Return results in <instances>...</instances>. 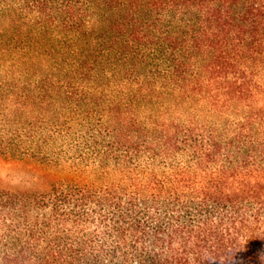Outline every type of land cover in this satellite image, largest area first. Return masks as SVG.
Returning a JSON list of instances; mask_svg holds the SVG:
<instances>
[{"label":"trees","instance_id":"1","mask_svg":"<svg viewBox=\"0 0 264 264\" xmlns=\"http://www.w3.org/2000/svg\"><path fill=\"white\" fill-rule=\"evenodd\" d=\"M0 264H264V0H0Z\"/></svg>","mask_w":264,"mask_h":264}]
</instances>
